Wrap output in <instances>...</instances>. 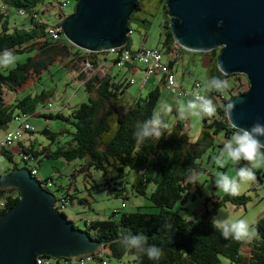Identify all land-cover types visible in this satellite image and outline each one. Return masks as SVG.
Returning <instances> with one entry per match:
<instances>
[{
	"label": "trees",
	"instance_id": "trees-1",
	"mask_svg": "<svg viewBox=\"0 0 264 264\" xmlns=\"http://www.w3.org/2000/svg\"><path fill=\"white\" fill-rule=\"evenodd\" d=\"M166 1L157 0L165 14ZM1 3L0 54L5 50H11L14 55L23 53L32 55L24 62L16 63L6 74L0 73V132L2 131L0 138L5 132L15 129L8 128L11 121L18 122L19 127L24 120L32 127L24 132L29 134L36 132L29 121L33 116L55 119L63 124L58 131H50L46 127L39 131L50 141L47 145L37 147L34 142L24 141L26 145L21 146L19 142L22 135L10 146L0 144V157L6 160L9 164L6 166L10 168L5 174L18 168H23L29 173L35 169L37 174L32 177L41 183L44 189L64 199L68 208L77 203L90 210H93V202L80 197V192L75 186L76 171L82 174L86 181L91 180V169L98 170L103 177L104 185L110 188V193L122 199L127 198L126 186H129L135 195L146 196V190L151 185L152 191L148 195V200L157 208L156 213L142 212L141 207H137L136 211L131 213L115 210L106 219L83 220L85 228L82 231L98 245L96 250L89 253L98 264H102L103 261L108 263L109 258L120 260L125 255L132 256L133 264H220L221 257L235 264H264V215L253 223L257 235L247 244L232 239L225 240L212 224L216 206L227 202L244 206L247 201L245 195L233 197L224 194L220 199L211 202V208L205 203L202 211L191 219L182 217L173 209L175 205L183 209L196 199V194H200L201 186L190 182L193 175L198 176L204 172L198 159L213 147L214 140L219 134L225 137L233 134L234 128L227 120L225 108L229 100L245 93L249 87L246 78L239 73L225 75L218 69L216 64L218 48L206 53L209 55L206 78L208 80L211 77H220L227 81L232 80L233 83L226 89L227 95L207 93L217 105V112L214 117L203 118L198 138L191 141L186 132L185 122L177 119L171 125L168 124L170 125L168 131H171V134L166 133L158 142L150 139L144 143H137L133 132L138 123L150 119L155 114L161 87L166 89L164 76L153 75L158 80L155 88L145 97L129 100L126 96L129 81L114 82L108 74H93L85 80V73L80 72L78 80L82 81L83 78L85 80L82 85L86 100L70 109L69 113L61 110L51 113V103L48 99L52 93L46 94V91L41 90L37 94H26L20 98L17 95L28 82L36 83L40 80L41 74L48 71L54 63H62L64 68L67 66L77 68V65L88 63L89 68L93 70L98 67L100 56L104 54L88 52L73 46L59 31L55 36L49 32L51 28L60 29L61 20L65 17L60 7L62 3L67 6L68 1L1 0ZM55 3L57 6H54ZM147 3H150V0ZM146 10L145 0H139L133 13ZM10 13H15L21 21L22 17H25L27 22L22 21V24L26 26H18L15 20L10 25ZM52 13L56 21L49 23L42 15ZM168 22L169 17H166L163 51L156 47L155 49L161 52L173 70L181 48L174 41ZM119 49L131 51L128 36L126 43ZM112 63L114 65L115 60H112ZM129 63L132 62H126L123 67ZM41 104L44 105L39 109ZM163 119L168 122L164 117ZM113 125L117 126L115 131ZM61 136L66 138L61 139ZM16 144L17 149L11 150ZM219 146L222 147L223 144ZM15 155L19 156L18 162L14 161ZM43 159L62 160L65 165H71V170L68 173H61L59 168H54L50 175L43 177L39 167ZM19 163L22 167H19ZM77 164L79 167L75 166ZM234 166L238 169L249 165L241 161ZM55 175L66 177L68 183L65 186L56 185ZM255 175L259 177L257 171ZM95 187L96 184L91 186L93 189ZM85 192L91 196L87 188ZM18 201L19 192L16 188H0V218ZM124 207L125 204L122 202L121 208ZM168 224L173 227L169 228ZM138 234L146 236L149 244H154L161 250L158 260H150L147 255L135 249H126L119 243L125 235ZM243 248H247L248 252L243 253ZM103 249L107 252L103 253Z\"/></svg>",
	"mask_w": 264,
	"mask_h": 264
},
{
	"label": "water",
	"instance_id": "water-1",
	"mask_svg": "<svg viewBox=\"0 0 264 264\" xmlns=\"http://www.w3.org/2000/svg\"><path fill=\"white\" fill-rule=\"evenodd\" d=\"M139 0H77L61 20V33L73 46L97 52L123 46L128 21ZM174 41L192 51L218 48V69L245 75L248 90L228 101L229 124H264V0H167ZM260 139L264 140V137ZM14 187L18 203L0 218V264H36L39 256L75 257L97 244L55 208V196L18 168L0 175V188Z\"/></svg>",
	"mask_w": 264,
	"mask_h": 264
},
{
	"label": "rangeland",
	"instance_id": "rangeland-1",
	"mask_svg": "<svg viewBox=\"0 0 264 264\" xmlns=\"http://www.w3.org/2000/svg\"><path fill=\"white\" fill-rule=\"evenodd\" d=\"M65 1H68L69 3L61 10L64 16L74 11L77 2L76 0ZM147 2L148 0H145L147 10L144 12H134L130 16L128 21L130 32H128L127 36L129 49L131 51H135L141 47H156L160 51H163L165 33L164 25L165 19L166 17H168V15L164 13L161 5L157 4V0H150V3ZM1 4L2 3L0 0V6ZM54 6H57V4L55 3ZM42 16L44 19H47L49 23H54L56 21L55 15H53V13L51 15L43 14ZM22 19L23 23H25V21L27 22V19L25 17H22ZM14 20L17 21L18 26H26L25 24H22L21 19H19V17L15 13H10V25H12ZM179 47L181 48V51L178 54L177 63L173 67V72L175 74L177 83L181 85L183 89L188 91L191 90L194 82H199L201 85V91L199 92L203 94V92H206L205 85L208 81L206 78L207 57L205 56V54L209 51H192L181 46ZM30 55L32 54L23 53L15 55L16 63L24 62ZM136 65L137 67H141V65L138 63ZM12 68L13 67L0 68V73L6 74ZM115 68L119 70L116 66H114V71L116 70ZM99 69L100 68L95 71V74H101ZM80 72L85 73L84 78H86L87 76H91L89 75L91 70H88V68L82 64L77 65V68H71V66H67V68H64L62 63H54L49 67L48 71H45L41 74L40 80H37L36 83L28 82L17 96L20 98L26 94L33 95L39 93L41 90H44L46 91V94L52 93L51 97H49L48 99V102L51 103V113L59 110L63 111L64 113H69L70 110L65 106L66 104L73 106L76 103H81L86 100V93L84 92L83 85H80V82L78 81L72 80L77 79ZM182 73H184L183 77ZM119 75H121V72L119 73ZM240 75L245 78V75ZM130 77L131 75H128L127 79H130ZM134 80L135 83H129V85L127 84L126 96L129 100H132L136 97H145L148 92L154 89L157 85L156 81H147L148 83L141 85L140 80ZM232 83V80L228 81L229 87ZM140 86L142 87L140 88ZM224 94L227 95L226 90ZM190 99L192 98L178 96L177 94L171 93L170 91H167V89L161 87L160 99L159 103L156 106L155 114L160 113L159 111L163 112L162 107L164 105L170 106L171 109L174 108L176 110L175 113L168 112L165 116V119L168 121L167 123L171 125V122L177 119L185 122L186 132L190 140L195 141L202 129L204 117L181 118L177 112V107L180 104H186ZM44 104L39 105V109L42 108ZM29 121L34 126V130L36 132L32 134L23 132V141L34 142L37 147L39 145H47L50 143V141L46 139L45 136L40 134V130L46 127L50 131H58L63 125L58 120L44 119L43 117L39 116L30 117ZM17 125L18 122L11 121L8 125V128H16ZM1 134L2 131L0 132V135ZM230 137L231 135L225 137L223 134H219L214 140L213 147L209 148L198 159L200 166L204 169V172L198 174V184L201 186V192L200 194H196V199L192 202H189L183 209H180L179 205H175L173 209L177 211L182 217L191 219L195 214L198 215L202 211L205 203L208 208H211L212 201L223 197L225 193L222 190L217 189L214 184V180L218 174H227L230 177H236L238 169L234 166L233 163L229 162L224 167H220L217 164L219 154L223 148V146L220 147L219 144H223L224 141L229 139ZM63 138L66 137L61 136V139ZM14 161H19L18 155H15ZM6 165L9 166V164L6 163V160L3 157H0V175H2V173H7V171L10 169ZM75 166L79 167L78 164ZM19 167H22L21 163H19ZM39 167L41 175H43V177H47L48 175H50L52 170H55L54 168H59L61 173H68L71 170V165H65V162L62 160L51 161L48 159H43ZM248 167H250V165ZM253 171H257L259 177H256L255 182L244 184L241 186V195H245L247 197L246 204L244 206H241L227 202L224 205H218L215 208V213L212 216V221L236 220L243 218L248 220L250 223H254L257 219L264 215V164H261L260 167L253 169ZM76 172L77 173L74 180L75 186L80 192L79 196L93 202V210L88 209L82 204L74 203L64 211L66 217L74 224L77 229L83 230L85 228L83 220L106 219L115 210H119V212L122 211L131 213L135 212L137 207H141L140 211L142 212H157V208L154 207L148 200V195L152 191L151 185H149L146 190V196L135 195L129 188V186H126L127 198L122 199L120 197H114L113 194L110 193V188L104 185L103 177L98 170L91 169V180L86 181L83 178L82 174H80L78 171ZM67 183L68 179L66 177H58L55 175L56 185L61 184L62 186H65ZM93 184L97 185V187H95L94 189L91 188ZM85 188L88 189V192L91 193V196H89V193L85 192ZM212 197L214 198L212 199ZM122 202L125 204L124 208H121ZM242 251L243 253H247L248 249L243 248ZM220 260V264H235L224 257H221ZM108 261V264H133L132 256L130 255H125L120 260L109 258ZM70 262L71 264H77L75 259H72ZM86 264L98 263L92 261Z\"/></svg>",
	"mask_w": 264,
	"mask_h": 264
},
{
	"label": "clouds",
	"instance_id": "clouds-1",
	"mask_svg": "<svg viewBox=\"0 0 264 264\" xmlns=\"http://www.w3.org/2000/svg\"><path fill=\"white\" fill-rule=\"evenodd\" d=\"M15 63L16 56L11 50H5L0 54V68L15 67ZM228 87L229 85L226 79H221L220 77L209 78L205 85L206 94H194L193 98L188 100L186 104H180L177 107L179 116L181 118L214 117L217 112V105L207 93L216 92L223 94ZM234 106V103L230 102L226 106L225 111H231L234 109ZM171 110V107L168 105L163 107V112L165 113ZM116 127V125H113L114 131ZM168 128L169 125L163 119L162 114H153L150 119L136 125L133 137L137 143H144L150 139L158 142L166 133L171 134ZM261 137H264V124L259 122V118L251 128L234 129L231 137L223 143L217 164L220 167H224L229 162L239 164L241 161H245L250 167L238 168L236 177H230L227 174H218L214 180L217 189L222 190L229 196L238 197L242 194V185L255 182L256 175L253 169L264 164V151H262L264 150V140L260 139ZM198 179L197 175H193L190 178V182L196 185L198 184ZM63 213L65 214V212ZM212 224L225 240L232 239L247 244L257 235L254 224L243 218L212 221ZM167 226L169 228L173 227L171 224ZM119 243L126 249H135L139 253L147 255L150 260H158L161 256V250L156 245L149 244L147 237L144 235H125Z\"/></svg>",
	"mask_w": 264,
	"mask_h": 264
},
{
	"label": "built area",
	"instance_id": "built-area-1",
	"mask_svg": "<svg viewBox=\"0 0 264 264\" xmlns=\"http://www.w3.org/2000/svg\"><path fill=\"white\" fill-rule=\"evenodd\" d=\"M61 4V3H60ZM65 3L61 4V9L65 7ZM61 32V29H50L49 32L55 36L56 32ZM130 32V31H129ZM90 52V51H88ZM98 53H102L104 55H110L112 60H115L114 66L121 68L126 62L138 63L144 68V75L140 79L141 85H144L145 82L153 75H163L165 78V87L171 93H175L178 96H182L185 98H193L194 94H200L197 90L200 87L198 82H195L191 88V90H185L181 85L177 83L175 74L172 68L167 64L163 55L158 49L155 48H139L137 52H131L129 50H120L119 47H111L108 49L97 51ZM87 67H90L88 63H86ZM92 70V69H91ZM95 70V69H93ZM130 83H133L132 81ZM202 95V94H200ZM50 107V105H48ZM32 129V127L26 123L24 120L20 123L19 127L5 132L0 138V144L3 146H10L14 142H16L24 130ZM30 174L33 176L37 174L35 169L31 170ZM50 186V184H48ZM55 196V195H54ZM55 208L58 211L64 212L67 207V202L64 199L55 196ZM107 252V250L103 249L102 251ZM102 256V254H99ZM52 257H38L36 259V264H71V260L75 259L77 264H86L93 261V258L90 254H84L77 257L72 258H62V259H51ZM102 264H108L106 262H102Z\"/></svg>",
	"mask_w": 264,
	"mask_h": 264
},
{
	"label": "crops",
	"instance_id": "crops-1",
	"mask_svg": "<svg viewBox=\"0 0 264 264\" xmlns=\"http://www.w3.org/2000/svg\"><path fill=\"white\" fill-rule=\"evenodd\" d=\"M69 3V2H68ZM68 3H67V5H68ZM50 14V13H49ZM205 56L207 57L206 58V61H207V64H208V60H209V55L208 54H205ZM100 58H101V61H100V64L98 65V67L95 69V70H91L89 67H87V65H86V63H84V66L85 67H87L88 68V70H91V72H90V74L89 75H92V74H95V71H97L98 70V68H100L99 70H100V72H101V74L100 75H105V74H108L111 78H112V80L114 81V82H123V80H127V81H129V82H131L130 80H132V81H134V83H135V80L134 79H136V80H140L141 78H142V76L144 75V68L141 66V67H137V65L135 64V63H129V64H126L123 68H120L119 70H117L116 68V70L114 71V65H113V63H112V57L110 56V55H104V56H100ZM121 72V75H119V73ZM128 75H131V77H130V79H127V76ZM137 75V76H136ZM184 76V73H182V77ZM87 77H89V76H87ZM86 77V78H87ZM86 78H85V80H86ZM73 81H78V82H80V85H82L83 84V82L85 81L84 79L82 80V81H80V80H78V78L77 79H72ZM148 82L150 81V82H154V81H156L157 83H158V80H157V77H151L150 79H148L147 80ZM145 82V83H148V82ZM142 86H140V88H141ZM201 89V85H200V87L198 88V92L199 91H201L200 90ZM200 93V92H199ZM206 92H203V94L202 95H204ZM201 94V93H200ZM81 100H82V98H81ZM84 100V99H83ZM79 103H76L75 105H73V106H70L69 104H66L65 106L67 107V108H69V110L70 109H72V108H74V107H76L77 105H78ZM165 106V105H164ZM163 106V107H164ZM163 107H162V109H163ZM160 113H158V114H162V117H164L165 118V116H166V114L168 113V112H162V111H159ZM171 113H175L176 112V110L174 109V108H172V110L170 111ZM167 117H168V115H167ZM175 121V120H174ZM174 121H172V122H174ZM171 122V123H172ZM185 128H186V124H185ZM20 143V145L21 146H23V145H26L25 143H24V141H23V137L21 138V141L19 142ZM17 149V144L16 145H14V147L11 149V150H13V151H15ZM81 197V196H80ZM96 250V249H95Z\"/></svg>",
	"mask_w": 264,
	"mask_h": 264
},
{
	"label": "flooded vegetation",
	"instance_id": "flooded-vegetation-1",
	"mask_svg": "<svg viewBox=\"0 0 264 264\" xmlns=\"http://www.w3.org/2000/svg\"><path fill=\"white\" fill-rule=\"evenodd\" d=\"M51 259H54L55 260V259H62V258L61 257H56V258H51Z\"/></svg>",
	"mask_w": 264,
	"mask_h": 264
}]
</instances>
